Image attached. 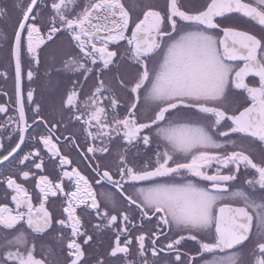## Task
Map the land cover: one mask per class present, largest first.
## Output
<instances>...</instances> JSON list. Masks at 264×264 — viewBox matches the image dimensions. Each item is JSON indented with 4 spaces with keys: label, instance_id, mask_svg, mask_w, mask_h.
I'll return each mask as SVG.
<instances>
[{
    "label": "snow or ice",
    "instance_id": "6c2138e0",
    "mask_svg": "<svg viewBox=\"0 0 264 264\" xmlns=\"http://www.w3.org/2000/svg\"><path fill=\"white\" fill-rule=\"evenodd\" d=\"M13 8L12 34L0 32L14 63L15 115L6 124L16 132L7 147L0 143V165L9 164L0 168V264H264V0H205L196 9L182 0L162 8L143 0H16ZM8 15L0 6V17ZM60 34L78 50L61 61L76 79L53 122L23 82L25 75L34 82ZM124 60L134 72L119 71ZM65 114V129L79 125L84 134L82 158L96 161L87 173L69 170L73 161L62 153ZM77 140L75 132L65 137L71 148ZM141 145L152 155L137 166L129 156ZM42 150L58 161L55 178L45 174ZM114 151L113 171L99 160ZM55 200L59 215L50 210ZM105 231L111 244L89 254ZM189 241L194 246L183 250Z\"/></svg>",
    "mask_w": 264,
    "mask_h": 264
},
{
    "label": "flooded vegetation",
    "instance_id": "af4514ba",
    "mask_svg": "<svg viewBox=\"0 0 264 264\" xmlns=\"http://www.w3.org/2000/svg\"><path fill=\"white\" fill-rule=\"evenodd\" d=\"M129 2L131 3L133 2V0H129ZM143 2L147 4L152 3V5L161 7V8L164 6L163 0H143ZM13 5L14 4L12 3V0H4L2 2V6H7V8L9 9V15H8V18L2 17V19H0V32L7 33L9 35L12 34L15 24H16L17 13L15 9L13 8ZM57 38H59V41H58L59 43H63V41H67V36H65V34H60L58 35V37H54L53 41H50V43H53ZM123 44L124 42H121V45H122V47L120 48L121 52L124 51ZM48 54H49V51H45L42 53V63L39 66L38 71H36L34 82L30 84L27 81V78L25 75V79L23 83H24L25 92L27 91L29 87L36 89L35 99L43 105V115H45L48 118V120L55 122L56 120L60 119L58 113L60 111L61 99L64 96L65 90L67 89V72H64L62 67L55 68L53 64V60H52V55L55 53H51L50 56ZM58 58L59 59L57 61L56 66L62 65L61 61L65 58V56L60 55L58 56ZM55 60H57V57ZM115 68L116 66L113 68L114 71H115ZM35 70L36 69L34 66V71ZM3 72H7V78H5L4 76H0V104H5L9 108V112L6 114L5 113L0 114V125H5L4 127H0V143H3L5 147H7L9 144V136L10 135L13 137L16 136L14 125L6 124L8 117L15 115L13 111V108H14V105H13L14 63L10 62L8 43L4 40H0V73H3ZM111 76H112V73L108 74L107 79H105V81L110 82ZM90 84H92V82L87 84L85 88H87ZM55 87L57 88V90H55ZM85 91H87V89ZM235 99L236 101L243 102L242 96L237 95ZM105 103L107 102L105 101ZM232 103H235V101H232ZM28 115L29 117H31L32 113L29 112ZM67 119H68V116L67 114H65L64 122L61 125H59L61 132L57 133V135H61V133H63V135L61 136V140H60V147L62 149V153L67 154L68 156L70 154H73L75 156L74 160H72L69 156V158L73 161V165L69 166V170L72 166L79 165V166L86 167V165L90 163L94 165L96 161H89V160L83 159L82 155L81 154L79 155L76 152L77 151L76 148H71L70 145L65 143V137H68L69 132H72V131H74L77 134V137L80 141L85 139L84 134L80 132L79 130V125L75 127H72L71 125H69L68 128L65 129L64 123L67 122ZM29 123H31V119L29 120ZM226 127L227 126H225V128L221 130L222 131L226 130ZM37 131L43 132L45 130L43 128H39L37 129ZM229 138L236 139V136L234 134H230ZM229 138L219 137L218 139L220 140L221 143H227ZM27 143L34 144L35 142L29 140L27 141ZM239 143L240 142L238 141V144ZM243 146L247 148L249 147V143L245 141L243 143ZM22 147L24 151H28L27 147H24V146ZM40 147L42 148V145ZM152 147L154 150V146ZM251 149L254 152L255 159L259 161V158H260L259 149L256 148L255 145H252ZM131 151L133 154L131 155L132 156L131 160H133V162L136 163L137 166L141 165L143 162H145L148 156L152 155V151H149L143 148L142 145L139 146V149L134 148ZM137 152L139 154L135 155ZM0 153H3V149H0ZM87 155L92 156V154L90 153ZM41 156L43 157L45 161V170H44L45 174H48L50 178H55V176L57 175L59 171V169L56 166L58 161L54 162L53 160H50L49 156L46 154V150L41 151ZM96 156L100 157L101 154L97 153ZM104 156H106V154H104ZM10 160H12V158H10ZM103 161L104 159H100L99 163L101 165H105L103 164ZM25 163L27 164L28 162H25ZM108 165L112 167L113 171L115 170L116 163H112ZM8 167H9L8 162H5L3 165H0V168H8ZM18 167L20 169H25L24 165H18ZM88 171L89 169L86 167L85 173H87ZM242 172H243V169H242ZM244 178L245 177L242 175L241 181L238 183H243ZM25 186L28 187L30 191H32L34 187V182L30 180ZM3 199H4V187L3 185H0V202H3ZM50 210H52L55 215H59L60 214V201L59 200L53 201L50 204ZM93 223H95V221H93ZM152 227L153 225H150V224L145 225V229L152 228ZM164 231L167 233L169 230L165 228ZM174 235H175L174 232L171 233L169 238H173ZM113 238H114L113 233L111 232L105 231V232L99 233L95 236L96 242L92 245L91 248L86 249V251L89 254H91L94 250L97 252L103 251L105 248L108 247L109 244H111ZM161 243L162 244L167 243L164 237H161ZM194 243L195 242H191V241L187 242L185 249L183 250L192 248L194 246ZM190 254H194V253H190ZM162 255H165V254H162ZM167 255H169V257H174V254H167Z\"/></svg>",
    "mask_w": 264,
    "mask_h": 264
},
{
    "label": "rangeland",
    "instance_id": "374dc122",
    "mask_svg": "<svg viewBox=\"0 0 264 264\" xmlns=\"http://www.w3.org/2000/svg\"><path fill=\"white\" fill-rule=\"evenodd\" d=\"M196 2H197V1H192V3L195 4V5H196ZM71 130H73V129H71ZM72 132H74V131H72ZM77 143L80 145V147L76 148V149H77L76 152L80 155V154H82L83 152L86 151V149H85V147H84L85 139H83L82 141H80V140L78 139V140H77ZM96 143L99 145L100 142L97 141ZM69 156H70V158H71L72 160H74L75 156H74L73 154H70ZM106 156H107V154H106ZM129 159H130V160L132 159V156H131V155L129 156ZM112 163H117V161H116V159H115V151L113 152V155H112L111 157H108L107 159H104V161H103V164H112ZM77 166H78L82 171L86 172V167H85V166H79V165H77Z\"/></svg>",
    "mask_w": 264,
    "mask_h": 264
},
{
    "label": "water",
    "instance_id": "95a60500",
    "mask_svg": "<svg viewBox=\"0 0 264 264\" xmlns=\"http://www.w3.org/2000/svg\"><path fill=\"white\" fill-rule=\"evenodd\" d=\"M4 0H0V6H2V2H3ZM0 19H2V17H0ZM65 36H67L66 34H65ZM67 38H68V36H67ZM49 43V42H48ZM73 44V43H72ZM0 114H4V113H0Z\"/></svg>",
    "mask_w": 264,
    "mask_h": 264
}]
</instances>
